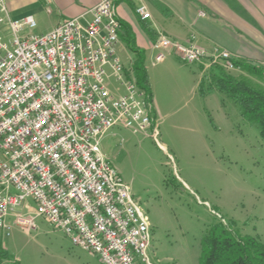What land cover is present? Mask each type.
I'll return each mask as SVG.
<instances>
[{
    "label": "built area",
    "instance_id": "2783aa9c",
    "mask_svg": "<svg viewBox=\"0 0 264 264\" xmlns=\"http://www.w3.org/2000/svg\"><path fill=\"white\" fill-rule=\"evenodd\" d=\"M89 14L27 34L33 17L12 20L0 0V229L13 217L34 230L43 217L102 264H151V234L131 189L98 147L113 127L156 139L154 109L117 53L122 25L114 0H101ZM135 14L150 19L144 5ZM151 47L155 63L174 53L185 64L234 69L226 50L208 52L163 34Z\"/></svg>",
    "mask_w": 264,
    "mask_h": 264
},
{
    "label": "rangeland",
    "instance_id": "374dc122",
    "mask_svg": "<svg viewBox=\"0 0 264 264\" xmlns=\"http://www.w3.org/2000/svg\"><path fill=\"white\" fill-rule=\"evenodd\" d=\"M33 18L36 27L24 33L44 34L51 19L45 11ZM123 37L117 53L126 66L135 56L124 48ZM154 57L155 52L143 53L147 81L163 110L153 115L157 138L113 127L100 140L103 156L148 219L149 262L200 264L201 238L217 221L264 244V141L257 125L243 120L224 93L191 92L199 79L196 64L173 57L155 63ZM251 79L264 88V78ZM26 202L35 208L31 199ZM7 225L8 230L0 229V264H102L43 217L35 218L34 230L17 226L13 217Z\"/></svg>",
    "mask_w": 264,
    "mask_h": 264
},
{
    "label": "crops",
    "instance_id": "0c3cea01",
    "mask_svg": "<svg viewBox=\"0 0 264 264\" xmlns=\"http://www.w3.org/2000/svg\"><path fill=\"white\" fill-rule=\"evenodd\" d=\"M100 1L4 0L12 20L45 11L51 22L41 33L72 18L91 19L89 11ZM114 5L124 27L121 35L131 38L134 47L142 53L154 52L151 44L163 34L173 41L193 43L208 52L214 48L226 50L235 60L243 59L264 67V0H114ZM139 5L146 7L150 19L141 20L135 14ZM199 12L207 16L200 17ZM124 48L130 49L126 40ZM172 57L178 59L174 53H169L166 59ZM196 65L199 79L191 92L211 68H207L206 63ZM148 86L154 114L160 115L163 110L158 97L152 85L148 83Z\"/></svg>",
    "mask_w": 264,
    "mask_h": 264
},
{
    "label": "trees",
    "instance_id": "16d2710c",
    "mask_svg": "<svg viewBox=\"0 0 264 264\" xmlns=\"http://www.w3.org/2000/svg\"><path fill=\"white\" fill-rule=\"evenodd\" d=\"M123 38L134 52L130 68L136 83L150 98L143 53L134 47L131 38ZM233 64L234 70L264 78V67L261 65L243 59H234ZM251 77L234 76L215 65L200 79L197 89L203 96L215 90L232 99L239 106L243 120L257 125L264 141V88L253 82ZM200 264H264V244L258 236H242L230 224L217 221L206 229L201 238Z\"/></svg>",
    "mask_w": 264,
    "mask_h": 264
},
{
    "label": "bare ground",
    "instance_id": "6f19581e",
    "mask_svg": "<svg viewBox=\"0 0 264 264\" xmlns=\"http://www.w3.org/2000/svg\"><path fill=\"white\" fill-rule=\"evenodd\" d=\"M98 154H99V156H103V154L100 150V147H98ZM137 213H140L141 221H145V227H147V234H151L148 219H147L145 213L143 212V210L138 205H137Z\"/></svg>",
    "mask_w": 264,
    "mask_h": 264
}]
</instances>
